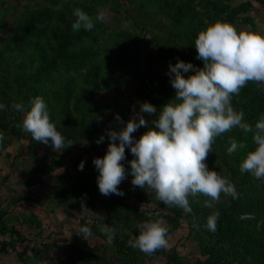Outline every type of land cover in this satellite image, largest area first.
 I'll use <instances>...</instances> for the list:
<instances>
[{"label":"trees","instance_id":"1","mask_svg":"<svg viewBox=\"0 0 264 264\" xmlns=\"http://www.w3.org/2000/svg\"><path fill=\"white\" fill-rule=\"evenodd\" d=\"M123 1L0 0V104L6 106V110H0V133L4 135L0 141V159L9 147L18 148L16 155L6 153L5 161L0 160V173L10 165L23 178L25 188L39 185L46 189L42 206L63 211L82 207L90 211H86L89 218L84 216L80 226L89 228L91 236L83 245L73 243L68 264L93 261L98 264H264V181L240 171L247 152L256 147L252 133L234 128L221 134L215 138L213 152L205 161L210 170L234 183L238 199L221 194L220 200L210 208L206 206L210 197L189 196L192 213L166 206L156 199L155 192H148L147 186L141 189L132 185L128 162L135 157L127 147L126 159L121 161L127 178L118 185L123 196L106 197L99 192L96 182L99 172L93 164L95 158L102 159L107 153L111 142L107 131H119L130 119L138 122L137 114L144 102L155 106L157 111L143 113L147 127L141 126L134 132V140L149 130L159 131L152 121L159 118L162 107L176 94L168 75L169 65L183 61L203 68V61L196 59L195 39L199 32L221 21L232 24L238 33L246 30L264 35L255 30L250 15L253 3L249 0L240 3H235L237 0ZM76 8L91 17L92 30L82 27L73 31ZM103 10L113 15L111 23L96 19ZM149 46L155 55L153 51L147 53L143 65L141 56ZM194 74L191 70L182 73L186 79ZM37 96L44 99L50 121L66 137V148L60 152L53 150L51 143L36 142L30 133L22 130L25 112ZM14 103H23L25 112L14 111ZM231 104L234 110L245 113V122L254 128L264 114V85L249 81L238 96L232 97ZM116 115L122 122L115 119ZM101 136L104 140L97 144ZM230 139L246 147L229 155ZM115 143L118 145L119 141ZM41 149L43 155H39ZM25 150L27 159L21 163ZM81 161H84L82 171L78 170ZM43 162H48L44 168ZM1 189L0 235L10 238L2 242L0 252L4 256L12 253L21 264H44L49 254L61 247L60 241H51L49 236L32 250L28 245L19 250L20 244L30 241L28 234L34 230V238H41L47 230L46 222L42 215L16 208L18 203L31 200L30 197L9 187L3 195ZM139 201L146 209H163L167 214L147 218L137 206ZM216 211L220 216L217 230L212 233L205 225L207 217ZM244 214H253L255 218L241 219ZM157 219H162L168 228L167 248L149 255L128 245L139 234L137 225ZM104 225L115 230L111 242L102 231ZM181 229H186V236L173 244ZM93 237L96 241L90 246ZM184 241L194 243L196 250L182 255L179 248H184ZM104 254L114 260L105 258ZM48 264L65 263L61 260Z\"/></svg>","mask_w":264,"mask_h":264},{"label":"clouds","instance_id":"2","mask_svg":"<svg viewBox=\"0 0 264 264\" xmlns=\"http://www.w3.org/2000/svg\"><path fill=\"white\" fill-rule=\"evenodd\" d=\"M73 15L76 17L72 24L73 31H79L82 27L92 30L94 24L87 13L76 8ZM96 19L103 22L104 16L97 15ZM195 49L196 59L203 61V68L183 61L169 65L168 75L176 94L162 107L159 118L152 121L159 131L149 130L139 140H134L132 136L141 126L147 127L143 113L154 114L157 111L147 102L140 105L138 122L130 119L119 131H107L111 141L107 153L102 159L93 160L99 172L96 182L102 195H124L118 190V185L127 178L121 163L126 159L127 147L135 157L128 162L132 185L141 189L147 186L155 192L156 199L166 206H177L186 213H192L189 196L203 194L210 197V201L206 202L210 208L220 200L221 194L238 199L234 183L209 170L205 163L208 154L213 152L215 138L234 128L246 134L252 133V141L256 145L254 151L247 152L240 164V171L264 181V114L260 115L253 128L245 122V113L234 110L231 104L232 97L238 96L249 81L258 86L264 85V35L246 30L238 33L232 24L217 21L198 33ZM190 70L195 74L184 78L182 73ZM12 108L16 112H25L23 103H14ZM0 110H6V106L0 104ZM115 119L122 122L119 115ZM22 130L30 133L38 143H51L57 152L66 148V137L50 121L47 104L42 97L37 96L31 101L30 110L25 112ZM3 139V133H0V141ZM103 140L101 136L96 143L100 144ZM117 140L118 145L115 143ZM229 143V155L238 148L246 147L235 139H230ZM83 168L84 161H81L78 170L82 171ZM95 215L102 218L97 213ZM219 216L220 213L216 211L207 217V230L216 232ZM254 218L253 214L241 216V219ZM137 228L139 234L127 242L133 249L151 255L169 246L166 238L168 228L162 219L143 222ZM102 231L109 242L114 239V229L104 225ZM79 235L86 240L91 236V231L81 227Z\"/></svg>","mask_w":264,"mask_h":264},{"label":"rangeland","instance_id":"3","mask_svg":"<svg viewBox=\"0 0 264 264\" xmlns=\"http://www.w3.org/2000/svg\"><path fill=\"white\" fill-rule=\"evenodd\" d=\"M123 1V0H122ZM241 0H237L235 3H240ZM124 2V1H123ZM102 16H104V22H112L113 15L107 11L103 10L101 13ZM146 52L143 53L142 57V64L144 65L146 61L147 53L154 52L151 47H147ZM134 115V112L132 113ZM134 117V116H133ZM25 142H23L24 144ZM18 152V148L15 146L9 147L1 156V161H5V154L9 153L11 156L16 155ZM44 154V149H41L39 151V155ZM23 159L21 158L19 162L24 163L23 160L27 159V150L24 151V154H21ZM12 160V157L9 161ZM206 163V162H205ZM67 164H71V158L67 160ZM28 165V164H26ZM48 165V162H43L41 166L44 168ZM208 169H209V163H206ZM210 170V169H209ZM4 171L2 173V182L1 185L3 187H0L3 189V191H6L5 188L9 187L11 189L15 188L19 192H22L25 197H30L31 200H25L17 204L16 208L19 211H24L27 213L33 212L35 214L42 215L45 219V226L47 227L46 232L41 236V238H34V232L33 234H28L29 242L25 244H20L18 249H23L25 246L28 245V248L32 250L35 246H40L42 241L47 240V238H51V241H60V248L53 250L49 256L47 257V260L44 262V264H48L51 261H64L65 264H68L69 259L71 258L72 249L71 246L74 242H79V245H83L85 239L79 235V230L81 228L80 223L84 216H88L87 212L84 210V208L80 207L75 210H68L63 211L62 209H53V206L43 205L41 204L42 200L46 196L47 192L46 189H44L42 186L34 185L30 189L25 188L23 184V178L19 174H15L18 172H15L13 168L10 167V165L7 166V168H4ZM20 171V170H19ZM48 182V181H47ZM41 187V188H40ZM36 192H39L36 194ZM6 194V193H5ZM37 199V200H36ZM38 201V202H37ZM89 218V216H88ZM91 219V217H90ZM185 225V223L183 222ZM187 232L186 229L179 230L176 235L173 238V244H175L179 239L184 238L186 236ZM74 237H76L74 241ZM9 239V237H8ZM88 239V237L86 238ZM96 239L93 237L92 240L90 239V246H93ZM185 242V241H184ZM183 242V243H184ZM1 245V244H0ZM38 248V247H37ZM179 250L181 251V254H187L190 252H194L196 250V245L192 242H185L184 248L180 247ZM105 258L114 260L113 257H111L108 254L103 255ZM0 264H21L16 261L14 255L10 253L8 256H4L3 254H0ZM88 264H98L97 262H88Z\"/></svg>","mask_w":264,"mask_h":264},{"label":"crops","instance_id":"4","mask_svg":"<svg viewBox=\"0 0 264 264\" xmlns=\"http://www.w3.org/2000/svg\"><path fill=\"white\" fill-rule=\"evenodd\" d=\"M249 1H251L254 5V9L250 15L254 18L255 30L259 33L264 34V0H262L261 2H259V0H249ZM3 172L5 171L3 170ZM2 179L3 178H0V187H1ZM5 193L6 191L2 190V194L5 195ZM3 199L5 200V197H3ZM8 237L10 238V235H7L5 237L0 235V244H2L3 241L8 240ZM0 254L3 253L0 252Z\"/></svg>","mask_w":264,"mask_h":264},{"label":"built area","instance_id":"5","mask_svg":"<svg viewBox=\"0 0 264 264\" xmlns=\"http://www.w3.org/2000/svg\"><path fill=\"white\" fill-rule=\"evenodd\" d=\"M148 192H154V191L148 190ZM137 206L147 218H152L154 216H160V215L167 214V212L164 211L163 209H157L153 207H151L150 209H146L143 205V202H140V201L137 203Z\"/></svg>","mask_w":264,"mask_h":264}]
</instances>
